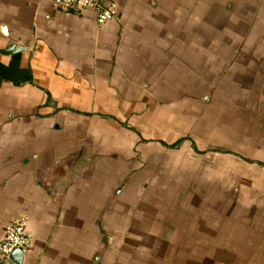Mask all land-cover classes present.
<instances>
[{
  "label": "crops",
  "instance_id": "obj_1",
  "mask_svg": "<svg viewBox=\"0 0 264 264\" xmlns=\"http://www.w3.org/2000/svg\"><path fill=\"white\" fill-rule=\"evenodd\" d=\"M0 0L4 264H264V0Z\"/></svg>",
  "mask_w": 264,
  "mask_h": 264
},
{
  "label": "built area",
  "instance_id": "obj_2",
  "mask_svg": "<svg viewBox=\"0 0 264 264\" xmlns=\"http://www.w3.org/2000/svg\"><path fill=\"white\" fill-rule=\"evenodd\" d=\"M54 10H83L95 8L97 10V23L102 24L117 14L116 4L110 2L101 6L98 0H52ZM27 221L23 216L9 222L4 229V236L0 240V264L6 263L12 252L16 249L22 252L28 250L32 243V235L27 230Z\"/></svg>",
  "mask_w": 264,
  "mask_h": 264
},
{
  "label": "water",
  "instance_id": "obj_3",
  "mask_svg": "<svg viewBox=\"0 0 264 264\" xmlns=\"http://www.w3.org/2000/svg\"><path fill=\"white\" fill-rule=\"evenodd\" d=\"M13 256H17L18 258H20L22 256V251L19 249L14 250L11 254V257Z\"/></svg>",
  "mask_w": 264,
  "mask_h": 264
}]
</instances>
